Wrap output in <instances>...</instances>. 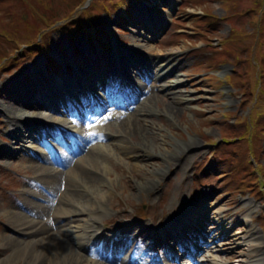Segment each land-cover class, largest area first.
Masks as SVG:
<instances>
[{
	"label": "rangeland",
	"instance_id": "rangeland-1",
	"mask_svg": "<svg viewBox=\"0 0 264 264\" xmlns=\"http://www.w3.org/2000/svg\"><path fill=\"white\" fill-rule=\"evenodd\" d=\"M29 1L33 8H29V6V9L26 8L20 0L1 1L0 33H4V30L9 32L12 30L18 33L17 35L23 42L25 34L22 33L23 29L21 28L25 27L26 22L31 21L29 17L34 13L35 7L41 6L48 19L55 21L74 12L75 6L81 0ZM234 1L113 0L109 12L96 15L91 21V26L85 22L83 28L77 26L76 32L70 34L69 37L61 30H55L49 39H45L48 40L47 42H51L52 52L56 51L59 54V72L63 70V61L71 62L74 65V70H81L83 63L72 58L75 52L83 53V51L80 52L79 45L83 47L85 43H88L94 55L100 52L101 59L107 61L113 58V56H106L110 52V55H114L116 52L125 53L126 48L133 42L132 35L128 31L134 28L132 25L135 20L134 15L137 10H140L149 18L154 16L158 20L162 19L160 22L162 27L154 37L147 41L143 50L177 51L175 55V63L178 64L176 74L182 75L184 78V84H181L177 89L182 94H186L189 100L182 104H172L177 110V114L172 115L164 109L169 107L168 95L158 91L161 94V99L153 105L149 115V119L157 129L154 135L148 133L147 138H142L144 144L146 141L149 143L152 156L147 155L143 148L136 147L135 150H132V154L125 153L124 156L110 157V160L105 158V152L101 149L94 153L103 156L101 163H94V166L102 168L105 166L104 170L106 169L107 173L104 178L108 183L114 181L115 184V187L113 184H108V188L113 187L111 190L112 202L107 203L103 207L104 211L98 215L101 220L98 226L105 232L112 231L118 234L116 238L129 243L132 250L140 244L141 251L145 252L149 242L144 236L139 235L138 230L128 232V224L131 221L148 225L151 228H162L166 221L178 215L184 204H195L201 201L209 207L207 212L211 219L218 218L220 215L215 217L213 212V206L217 202L225 211L229 212L224 220L231 229L232 235L238 232L237 226L235 228L234 226L244 218L249 219L251 224L256 227L262 250L261 256L255 257L252 264H264V230L260 225L264 224V198H261L262 194L259 192L250 193L251 190L248 189L253 177L257 175L261 177V174L253 169L258 170L257 162L264 165V136L259 137L253 129V152L256 153V161L252 160L248 137L244 136V132L248 130L245 121L247 116L252 119L258 114L264 117V91L257 94V103L254 102L257 86L252 80L257 72H254L250 67L254 54L256 59L262 57L264 60V42H257L258 39L251 36L249 38L244 36V39L237 41L233 36V33L238 29L245 31L246 35H250L257 26L262 31L260 25L263 27L262 34L264 35V11L255 7L254 4L257 0ZM181 3H184V6L176 15ZM147 5L153 6L152 9L150 10ZM156 8L159 9V12L155 11ZM204 12L214 15L216 23L209 24L208 16H204L207 22L196 18V15L204 14ZM172 16L179 18V24L177 22L168 24ZM94 27L104 30V32L99 31V35L106 38L107 44H101L95 38L89 40L92 44L88 42V31ZM176 27H179L178 31L175 30ZM4 35H0V53L11 48L8 43L9 37L6 38ZM175 35L181 36L177 38ZM12 43H14L13 40ZM116 43L118 44L117 51L113 49V45ZM109 44L112 47L110 50H108ZM254 45L257 49L253 50ZM223 53L224 59L220 60ZM232 53L235 56L239 55L240 58L237 59ZM25 56L22 54L18 59L10 58L5 64H0V106L4 108L12 110L13 107L12 99L9 98V90L5 89L6 83L8 81L13 83V80L20 79L19 76L24 71L30 73V69H33L31 67L35 64L43 69V66L39 65L41 56L31 54L27 59ZM215 61L216 63L213 64ZM198 62L202 66L194 70L193 66ZM50 64L53 68L58 65L57 60ZM157 70L158 67H156ZM74 73L72 72V76ZM211 73L216 77L209 76ZM230 76L236 79L234 83L228 81ZM174 79L177 78L171 74L163 81L169 82ZM259 79L260 85L264 86V77ZM138 80L144 81L142 78ZM144 82L148 88L153 85L149 81ZM261 123H264V119ZM11 127L12 123L9 122L7 114L0 111V146L7 147L16 144L10 134ZM137 136L141 141V134L138 133ZM1 137L5 140H2ZM97 141L94 140V144H97ZM189 142L196 143V146L184 151ZM133 143V140L129 141L130 145ZM215 149H217L216 152ZM30 154L33 153L21 152L10 159L0 158V242L2 243L0 244V263L1 259L7 257L12 250L11 243L2 241V237L12 236L23 244H26L30 239L27 235L15 233L9 226V222L24 219L18 214L20 211H24L16 205L15 201L17 198L25 200L30 197L25 194V190L30 187L27 182L30 181L29 177L37 176V171L30 167L32 163ZM163 154L177 156L181 159V164L167 169L161 156ZM33 159L38 161L36 158ZM84 163L93 165V162H89L87 159L81 164ZM165 167V171L155 176L154 173L158 169ZM160 175L163 178L155 193L136 191L137 185L144 178L157 181ZM64 178L63 187L76 184L71 176ZM242 179L245 180L242 181ZM240 183H243V188L238 191L231 189L233 184ZM38 188H40L39 185L36 189ZM207 192L210 194L207 195ZM211 201L215 203H211ZM246 201H249L251 206H246ZM254 204L255 206L252 207ZM143 207H146L144 214L142 213ZM117 209L128 212L129 216L123 215ZM28 214L34 217L31 210ZM83 218L84 216H79V221L74 219L69 223V227L81 222L80 220ZM45 219L47 220L48 217ZM203 236L204 241L197 243L201 245L202 253L197 254L196 261L195 258L191 260L184 257L183 260H178L175 264H209L204 255L208 254L205 245L210 243L207 241L210 238L207 233ZM218 243L222 242L218 241ZM170 246L173 248L172 250L166 246L169 251L181 253L180 243L173 241L170 242ZM191 248L192 245H188V249ZM153 251L159 256L158 259L161 262H167L164 249L153 247ZM210 254L219 259L222 258L221 253L215 249L209 252ZM135 258L140 260L139 256ZM173 258L175 257L169 259L171 263L174 262ZM50 261L51 255H48L38 260L20 259L13 264H51ZM140 261L143 262V260ZM240 263V258H235L228 264ZM87 264L95 263L88 262Z\"/></svg>",
	"mask_w": 264,
	"mask_h": 264
},
{
	"label": "bare ground",
	"instance_id": "bare-ground-1",
	"mask_svg": "<svg viewBox=\"0 0 264 264\" xmlns=\"http://www.w3.org/2000/svg\"><path fill=\"white\" fill-rule=\"evenodd\" d=\"M148 22L155 23L156 21L153 19L147 20L140 12H137L134 23L137 28L140 27L138 25H141V28L146 29V32L153 30ZM139 30L133 31L134 42L129 47L127 53L132 58L130 66L137 69L138 75L155 81L152 88L145 89V85L140 82L133 85L136 87V92H131L128 89L130 86L122 81L121 89H124L126 93H130L128 97H125L124 92L120 89H117L114 93L112 90L106 88L102 98L100 94L93 92V85H89L88 88L81 87L75 80L69 81L66 86L54 85L48 93L45 92V88L42 89L44 85L50 84L51 79L48 77H45L41 85L32 83L30 86H24L20 83L18 86H14L10 82H7L13 96V107L12 110L0 107V111L5 112L12 122L20 123L11 129V133L19 141V144L16 147H11V149L0 147V154L3 153L7 157H12L23 150L33 149L35 153L37 152L34 157L38 161L31 158L32 163L30 167L37 171V176L29 178L28 184L30 188L26 189L25 193L30 197L25 200L17 198L15 201L16 205L24 211L18 213L24 219L22 221L9 222L12 231L27 235L30 239L26 244H23L12 236L9 238L2 237V241L11 243L12 250L7 257L1 259L0 264H13L20 259L27 258L38 260L48 255H51V264H87L88 262H94L95 264H140L137 261H132L127 254L124 256L120 254L123 248L125 249L124 253L129 252V245L123 244L118 239H100L93 232V229L101 221L98 215L104 211L103 207L107 203L112 202L111 190L113 187L108 188V184H113L114 187L115 184L114 181L108 183L104 178L105 173H107L106 169L104 170L105 166L104 168L94 166V163H101L103 156L93 154L92 150L93 148L101 149L105 152V158L108 160H110V157L124 156L125 153L130 155L132 154V150H135V147L138 149L143 148L147 155L152 156L149 143L146 141L144 144L142 138H147L148 133L154 135L157 129L156 125L149 119V115L153 105L161 99V94L158 91H162L168 95L170 99L168 102L169 107H165L164 109L172 115L177 114V110L172 104L186 103L189 98L177 89L184 83L182 76L176 74L178 64L175 63L176 59L174 56L177 51H147L144 53L140 50V47L146 43L149 33L145 35V33L142 34ZM150 55L157 56L156 62L153 60V56ZM125 61L130 62L127 57H125ZM108 66L111 68V65L108 64ZM155 66L159 67L158 71L153 70ZM84 70L91 76L98 73L94 65H85ZM171 74L177 79L169 82L162 81ZM80 77H77V80L81 79L83 81V78ZM72 88L77 92V96H74L70 91ZM110 92L114 95L112 96V102H109V104L106 102H108ZM61 94L69 96V99L65 100L61 98ZM27 95L31 97H27ZM56 96L60 98L58 101L50 100L51 97ZM77 98L85 103V107L89 108L91 105L92 109L95 108V110L101 111L100 115L89 119L88 117L75 114L72 109L73 102H76ZM99 99L105 104H99ZM97 104L100 106L98 105V107ZM114 105L115 107L122 106L125 110L112 116L115 108ZM56 111L59 114L69 115V118L56 115ZM70 122L75 123L79 127L75 131V134L69 133L66 130ZM90 125L102 131L108 129L109 132L99 135L101 142L97 145L85 149L84 147L87 144H83V141L77 139L76 136L78 134L82 135L83 129ZM40 127L49 128L50 135L53 137L60 136L62 132L65 135L69 134L72 138L70 142L75 145V151H83L84 154L75 160L63 152L64 157L62 160H57L54 155L53 146H48L51 151L45 152L37 150L31 144L22 143L26 138L32 141L40 139L44 135L42 132L36 133V129ZM57 127L63 129H60L62 132H59ZM24 132L28 133V137L25 136ZM138 133L141 134L140 139L142 142L138 139ZM153 135L151 137L152 142ZM130 140H133V145L129 144ZM179 145L184 146L183 144ZM194 146H196V143L189 142L185 146L184 151ZM131 156L134 157L135 155ZM131 156L129 157L131 158ZM161 156L166 163L167 169L181 164V159L177 158V156L173 157L166 154ZM86 159L89 162H93V165L88 163L81 164ZM56 163L63 165V167L55 165ZM166 167L158 169L154 173L155 176L165 171ZM150 173L153 172L150 171ZM66 176H71L76 181V184L63 187L64 177ZM162 178L163 176L161 177V175L157 181H150L144 178L137 185L136 191L143 190L153 194L157 191ZM38 184L40 188L36 189ZM139 186L141 189L138 188ZM209 194L207 192V195ZM39 200H45L46 204L39 203ZM245 204L251 206L250 202L246 201ZM254 206L255 204L252 207ZM189 207L190 205L184 204L175 220L174 217L171 218L160 229L151 228L148 225L134 221L128 224V232L138 230L139 235L144 236L150 242L147 251L142 253L139 251L140 249L137 248L136 250L147 261V264H162L155 260L154 252L151 249L153 247L164 246L166 241L177 239L178 237L176 236H178L182 229L186 231V236L190 239L189 242L193 247L190 252L187 247L189 245L188 240L182 239L181 255L180 257L179 255H174V257L181 260H183L182 257H196L202 251L198 248L200 246L196 245V242H200V238L206 231V227L208 228L207 233L212 242L207 244L205 249L208 252L215 249L222 255V258L219 259L213 254H206L207 263L228 264L229 262H233L235 258H240L241 263L251 264L253 258L261 256L260 237L258 236L256 227L251 224L249 219L244 218L240 223L236 224L234 228L237 226L238 232L232 235L231 229L222 220L229 213L228 211H224L218 204L214 206V213L216 216L218 214L223 215L221 218L213 220L210 219L206 212L207 207L201 208L202 210H196L193 205ZM29 210L33 212L34 217L28 214ZM117 210L121 211L123 215L129 216L128 212L120 209ZM52 211H55L53 223L50 220H45L46 215ZM184 211L189 214L187 220L185 218L180 219ZM79 216H84V218L80 220L81 222L71 226L73 229L70 228L69 223L74 219L79 221ZM66 221L68 222L66 223ZM218 241L222 243L219 244ZM100 242L102 246H97ZM90 243H92L91 246H88ZM0 244L2 243L0 242ZM103 245H108L109 248L113 247L111 255H106L103 252H106ZM169 252L172 254V251ZM169 252L168 254L170 255ZM165 264H172L169 258Z\"/></svg>",
	"mask_w": 264,
	"mask_h": 264
},
{
	"label": "trees",
	"instance_id": "trees-1",
	"mask_svg": "<svg viewBox=\"0 0 264 264\" xmlns=\"http://www.w3.org/2000/svg\"><path fill=\"white\" fill-rule=\"evenodd\" d=\"M232 3H233V2H232ZM256 3H257L259 6L264 7V0H257Z\"/></svg>",
	"mask_w": 264,
	"mask_h": 264
}]
</instances>
